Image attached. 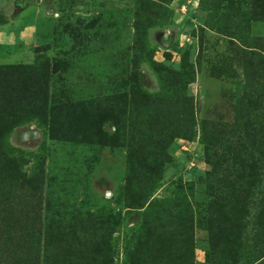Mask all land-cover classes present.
<instances>
[{
  "label": "rangeland",
  "instance_id": "obj_1",
  "mask_svg": "<svg viewBox=\"0 0 264 264\" xmlns=\"http://www.w3.org/2000/svg\"><path fill=\"white\" fill-rule=\"evenodd\" d=\"M0 264H264V0H0Z\"/></svg>",
  "mask_w": 264,
  "mask_h": 264
}]
</instances>
